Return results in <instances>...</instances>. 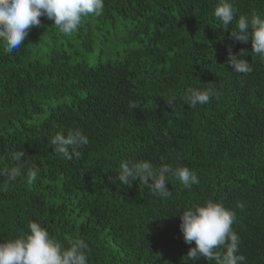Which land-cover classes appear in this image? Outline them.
Segmentation results:
<instances>
[{
	"label": "trees",
	"instance_id": "16d2710c",
	"mask_svg": "<svg viewBox=\"0 0 264 264\" xmlns=\"http://www.w3.org/2000/svg\"><path fill=\"white\" fill-rule=\"evenodd\" d=\"M104 2L103 14L84 18L70 36L92 53L97 32L133 21L129 42L138 48L114 60L89 66L53 48L39 61L29 59L28 41L11 54L0 46V242L38 222L64 247L85 240L88 264H215L189 259L195 243L180 230L182 211L212 200L237 213L233 229L247 264H264V59L230 35L240 15L264 13V0H231L236 19L228 28L214 15L220 0ZM40 19L29 30L33 41L45 26L56 28ZM229 48L244 50L251 73L232 70ZM190 87L214 95L191 108L182 99ZM76 130L89 143L67 160L50 141ZM20 148L38 168L34 184L26 169L9 182ZM129 160L188 167L200 183L184 188L170 179L163 199L138 180L110 182Z\"/></svg>",
	"mask_w": 264,
	"mask_h": 264
},
{
	"label": "clouds",
	"instance_id": "9594fccd",
	"mask_svg": "<svg viewBox=\"0 0 264 264\" xmlns=\"http://www.w3.org/2000/svg\"><path fill=\"white\" fill-rule=\"evenodd\" d=\"M105 8L104 0H0V46L11 54L27 41L29 30L41 25V17L54 22L59 32L70 36L79 30L84 18L100 17ZM214 15L224 28L236 19L231 0H220ZM234 42L251 43V50L264 59V13L253 12L251 16L240 15L236 20V30L230 31ZM241 50L233 54L229 48L227 63L232 70L248 74L253 71L252 65ZM214 95L211 89L188 88L182 99L185 105L196 108L207 104ZM175 99L167 103L174 105ZM55 152L62 158L79 159V146L89 143L88 137L81 131H69L67 135L58 132L50 141ZM71 150V151H70ZM27 153L20 148L13 152L15 166L7 170L9 182L25 176L29 185L38 178V168L28 159ZM179 181L184 188H191L200 183L197 173L188 167H173L161 164L156 167L149 160L138 162L124 161L118 173L109 177L115 184L131 186L139 181L150 188L154 195L163 199L171 196L167 187L170 179ZM236 207L244 210L245 204L238 202ZM237 213L226 208L222 202L206 201L203 205H194L182 211L180 230L186 244L195 243L189 248L187 257L193 261L204 257L215 264H247L246 257L239 254L240 237L234 231L233 224ZM29 234H23L0 242V264H88L89 245L83 239H73L64 247L49 231L38 222H30Z\"/></svg>",
	"mask_w": 264,
	"mask_h": 264
},
{
	"label": "rangeland",
	"instance_id": "374dc122",
	"mask_svg": "<svg viewBox=\"0 0 264 264\" xmlns=\"http://www.w3.org/2000/svg\"><path fill=\"white\" fill-rule=\"evenodd\" d=\"M134 22L130 20H115L113 26H106L101 29L98 34L99 41L94 47V52L87 53L82 51L72 36H65L59 33L57 28L45 26L41 36L37 41L27 38L30 43L29 59L38 58L39 61L53 48L66 52L71 62H84L89 66H93L98 61L114 60L115 53L122 50H130L138 48V44L134 41L129 42L133 32L135 31Z\"/></svg>",
	"mask_w": 264,
	"mask_h": 264
}]
</instances>
